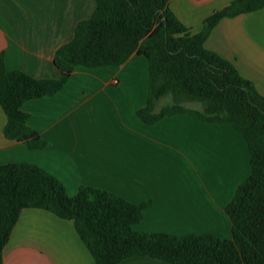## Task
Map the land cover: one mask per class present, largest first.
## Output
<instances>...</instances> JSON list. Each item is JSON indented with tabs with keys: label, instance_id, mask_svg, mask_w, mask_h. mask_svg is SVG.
<instances>
[{
	"label": "crops",
	"instance_id": "crops-1",
	"mask_svg": "<svg viewBox=\"0 0 264 264\" xmlns=\"http://www.w3.org/2000/svg\"><path fill=\"white\" fill-rule=\"evenodd\" d=\"M232 1L169 0L168 7L196 34L204 19ZM95 8V0H0L5 69L58 79L55 51ZM204 47L232 63L264 95V7L221 18ZM149 78L148 61L137 54L120 66L76 67L58 93L22 107L28 125L48 142L41 149L4 136L7 118L0 107V164H36L70 195L93 186L149 202L134 226L140 232L231 238L225 207L251 172L246 141L230 124L188 114L143 121L138 111L148 104ZM161 100L168 97L155 102L154 113L173 103ZM3 257L4 264H94L73 221L34 208L21 212ZM119 264L171 263L140 256Z\"/></svg>",
	"mask_w": 264,
	"mask_h": 264
},
{
	"label": "trees",
	"instance_id": "trees-1",
	"mask_svg": "<svg viewBox=\"0 0 264 264\" xmlns=\"http://www.w3.org/2000/svg\"><path fill=\"white\" fill-rule=\"evenodd\" d=\"M95 2L93 15L55 51L58 79L7 71L0 54V107L7 118L4 136L31 150L45 148L48 142L28 125L29 114L22 110L27 101L58 93L76 67L120 66L133 54L144 56L150 78L148 104L138 111L143 121L188 114L230 124L246 141L251 172L225 207L231 238L137 231L134 226L149 202H131L93 186H81L70 195L44 168L9 162L0 164V264L21 212L29 208L73 221L94 264H119L140 256L171 264H264V95L232 63L204 47L221 18L257 11L264 0H233L204 19L196 34H190L172 13L169 0ZM167 95L173 103L154 113L155 102ZM184 101L198 102L203 110L186 108Z\"/></svg>",
	"mask_w": 264,
	"mask_h": 264
},
{
	"label": "rangeland",
	"instance_id": "rangeland-1",
	"mask_svg": "<svg viewBox=\"0 0 264 264\" xmlns=\"http://www.w3.org/2000/svg\"><path fill=\"white\" fill-rule=\"evenodd\" d=\"M168 97V101L167 102H173L172 96L171 95H167ZM166 100H161L160 104H167ZM182 106L184 107H191V108H195L197 110H203V106L202 104L198 103V102H193V101H184L182 102Z\"/></svg>",
	"mask_w": 264,
	"mask_h": 264
}]
</instances>
